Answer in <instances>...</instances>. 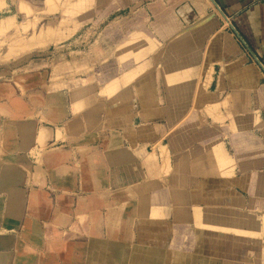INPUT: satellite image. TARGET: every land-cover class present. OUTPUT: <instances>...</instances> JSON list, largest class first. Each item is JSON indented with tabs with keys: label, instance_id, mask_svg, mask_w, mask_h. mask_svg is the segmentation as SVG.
<instances>
[{
	"label": "crops",
	"instance_id": "0c3cea01",
	"mask_svg": "<svg viewBox=\"0 0 264 264\" xmlns=\"http://www.w3.org/2000/svg\"><path fill=\"white\" fill-rule=\"evenodd\" d=\"M59 4L0 82V264H264V0Z\"/></svg>",
	"mask_w": 264,
	"mask_h": 264
},
{
	"label": "rangeland",
	"instance_id": "374dc122",
	"mask_svg": "<svg viewBox=\"0 0 264 264\" xmlns=\"http://www.w3.org/2000/svg\"><path fill=\"white\" fill-rule=\"evenodd\" d=\"M19 2L21 12L16 8ZM6 3L0 6V82L24 76L27 70L43 65L47 57L57 59V53L52 52L64 45L71 33L90 27L64 19L58 7L64 0H6Z\"/></svg>",
	"mask_w": 264,
	"mask_h": 264
},
{
	"label": "bare ground",
	"instance_id": "6f19581e",
	"mask_svg": "<svg viewBox=\"0 0 264 264\" xmlns=\"http://www.w3.org/2000/svg\"><path fill=\"white\" fill-rule=\"evenodd\" d=\"M96 245V244H95ZM99 246V245H98ZM90 247V246H89ZM104 247V246H103ZM107 247V246H106ZM89 251V250H88ZM88 264V263H87Z\"/></svg>",
	"mask_w": 264,
	"mask_h": 264
}]
</instances>
